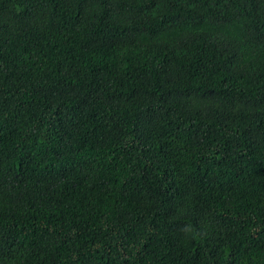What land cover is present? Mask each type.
Returning <instances> with one entry per match:
<instances>
[{"label": "trees", "instance_id": "obj_1", "mask_svg": "<svg viewBox=\"0 0 264 264\" xmlns=\"http://www.w3.org/2000/svg\"><path fill=\"white\" fill-rule=\"evenodd\" d=\"M0 264H264V0H0Z\"/></svg>", "mask_w": 264, "mask_h": 264}]
</instances>
